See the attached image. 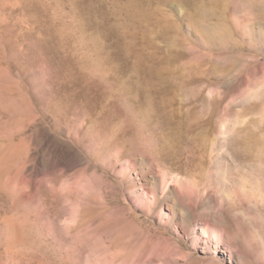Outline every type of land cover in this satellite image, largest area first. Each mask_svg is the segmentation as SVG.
<instances>
[{
    "label": "rangeland",
    "instance_id": "rangeland-1",
    "mask_svg": "<svg viewBox=\"0 0 264 264\" xmlns=\"http://www.w3.org/2000/svg\"><path fill=\"white\" fill-rule=\"evenodd\" d=\"M0 264H264V0H0Z\"/></svg>",
    "mask_w": 264,
    "mask_h": 264
},
{
    "label": "bare ground",
    "instance_id": "bare-ground-1",
    "mask_svg": "<svg viewBox=\"0 0 264 264\" xmlns=\"http://www.w3.org/2000/svg\"><path fill=\"white\" fill-rule=\"evenodd\" d=\"M166 175V174H165ZM167 176V175H166ZM162 181H160V186H159V188L160 189H162V191H163V194L166 196L167 195V190H169V186H170V184H169V179H167V177H165V176H162ZM176 179V178H175ZM158 183V182H157ZM172 183V182H171ZM174 183V182H173ZM146 188V187H145ZM177 190V189H176ZM144 194L145 195H148V192H146V191H144ZM155 196H157V192L156 191H154V195H153V197H155ZM163 196V195H162ZM145 198V197H144ZM156 199V198H155ZM205 228H203V234L205 235ZM206 237V236H205Z\"/></svg>",
    "mask_w": 264,
    "mask_h": 264
}]
</instances>
